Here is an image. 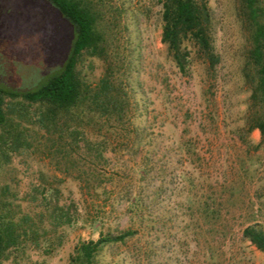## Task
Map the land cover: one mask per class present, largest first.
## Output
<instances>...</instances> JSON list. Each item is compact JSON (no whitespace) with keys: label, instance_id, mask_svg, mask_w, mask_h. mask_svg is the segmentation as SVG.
Wrapping results in <instances>:
<instances>
[{"label":"rangeland","instance_id":"374dc122","mask_svg":"<svg viewBox=\"0 0 264 264\" xmlns=\"http://www.w3.org/2000/svg\"><path fill=\"white\" fill-rule=\"evenodd\" d=\"M88 1L106 52L84 53L80 77L95 87L109 75L129 100L128 116L109 123L84 105L46 128L37 105L6 99L0 134L18 140L7 156L0 150V218L28 234L4 264H70L80 243L126 230L138 234L106 246L97 264H264L243 237L249 226L264 231V144L258 130L247 131L250 44L240 0H209L220 63L209 70L189 44L186 76L162 43L164 0ZM48 10L0 0V43L20 91L36 88L65 55L67 29ZM84 139L105 147L103 158ZM60 212L77 221H56Z\"/></svg>","mask_w":264,"mask_h":264},{"label":"trees","instance_id":"16d2710c","mask_svg":"<svg viewBox=\"0 0 264 264\" xmlns=\"http://www.w3.org/2000/svg\"><path fill=\"white\" fill-rule=\"evenodd\" d=\"M29 1L35 5L39 2L48 4V17H52V11L61 20L60 24L64 23L68 34L66 52L58 61H61L59 67L36 88L16 91L0 86V126L4 127L7 123L4 111L7 98H22L37 105L39 122L46 128L57 127L59 120L70 118L84 105L89 114L98 115L109 123L115 119L122 123L128 116L130 105L121 85L108 75L102 78L97 86L90 87L84 83L78 71V64L84 53L104 58L106 52L105 35L98 28V15L91 3L88 0ZM239 17L249 35L250 44L243 67L245 81L251 89L247 131L251 133L258 130L261 135L260 144H264V0H240ZM162 20V43L167 47L169 56L182 75L186 76L190 72L192 59L189 44L196 48L209 70L216 69L220 58L212 42L209 0H164ZM0 32H4L1 25ZM41 59L45 61L43 55ZM74 135L77 136L78 132L74 131ZM12 138L13 135L9 131L5 130L0 134V150L6 156L7 150L13 151L14 146L17 147L15 141L18 139L13 141ZM84 140L90 155L103 158L105 147L101 148L100 145H95V142ZM242 141L249 144L244 138ZM69 215L60 212L54 217L56 221L63 223L71 224L77 221L74 217H68ZM63 217L67 219L63 221ZM95 223L96 220L93 221V224ZM27 234L20 224L0 218V264H4L8 251L19 244L20 237ZM137 234V231L126 230L118 235H102L97 241L80 243L71 257L70 264H97L96 257L106 246L124 244ZM243 237L264 253L262 229L249 226L244 229Z\"/></svg>","mask_w":264,"mask_h":264},{"label":"flooded vegetation","instance_id":"af4514ba","mask_svg":"<svg viewBox=\"0 0 264 264\" xmlns=\"http://www.w3.org/2000/svg\"><path fill=\"white\" fill-rule=\"evenodd\" d=\"M1 42V41H0ZM11 59L7 52V46L0 43V86H5L8 88L15 89L16 91H20L16 88V85L10 84V80L12 77V71L9 70L11 66Z\"/></svg>","mask_w":264,"mask_h":264}]
</instances>
